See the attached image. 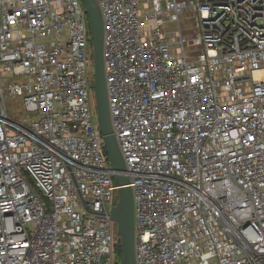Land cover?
<instances>
[{"label":"built area","instance_id":"1","mask_svg":"<svg viewBox=\"0 0 264 264\" xmlns=\"http://www.w3.org/2000/svg\"><path fill=\"white\" fill-rule=\"evenodd\" d=\"M97 2L136 264H264V0ZM89 48L82 0H0V264L119 263Z\"/></svg>","mask_w":264,"mask_h":264},{"label":"water","instance_id":"2","mask_svg":"<svg viewBox=\"0 0 264 264\" xmlns=\"http://www.w3.org/2000/svg\"><path fill=\"white\" fill-rule=\"evenodd\" d=\"M89 18L93 45V91L98 125L118 187L117 203L111 212L116 222L122 252V264H136L134 198L127 167L113 132L104 67V23L97 0H82Z\"/></svg>","mask_w":264,"mask_h":264},{"label":"rangeland","instance_id":"3","mask_svg":"<svg viewBox=\"0 0 264 264\" xmlns=\"http://www.w3.org/2000/svg\"><path fill=\"white\" fill-rule=\"evenodd\" d=\"M191 14L186 12L183 16H182V27L183 30H192L193 29V23L191 20ZM190 37H187V39H189ZM188 51H193L191 50L192 48L190 46H188ZM88 58L91 60L93 59L92 54H91V49L89 48V52H88ZM94 77V67L93 70H91V74H90V78ZM6 105H7V109H8V113L9 116L14 118V119H20L21 117L24 116V108L21 102V99H13L9 96L6 97ZM94 109V106H93ZM95 123L98 122L97 118H94Z\"/></svg>","mask_w":264,"mask_h":264},{"label":"trees","instance_id":"4","mask_svg":"<svg viewBox=\"0 0 264 264\" xmlns=\"http://www.w3.org/2000/svg\"><path fill=\"white\" fill-rule=\"evenodd\" d=\"M95 111H96V109H95ZM96 115H97V112H96ZM105 152H106V149H105ZM118 257H119V263L118 264H122V252H121L120 240H118Z\"/></svg>","mask_w":264,"mask_h":264}]
</instances>
